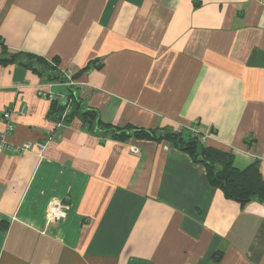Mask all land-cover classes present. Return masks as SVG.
Wrapping results in <instances>:
<instances>
[{"label":"crops","instance_id":"0c3cea01","mask_svg":"<svg viewBox=\"0 0 264 264\" xmlns=\"http://www.w3.org/2000/svg\"><path fill=\"white\" fill-rule=\"evenodd\" d=\"M0 38L66 72L96 63L75 87L104 123L197 131L264 179V0H0ZM50 85L0 64V134L8 111L6 143L30 146L0 152V264H264L263 204L225 198L168 143L53 118L42 94L68 89Z\"/></svg>","mask_w":264,"mask_h":264},{"label":"trees","instance_id":"16d2710c","mask_svg":"<svg viewBox=\"0 0 264 264\" xmlns=\"http://www.w3.org/2000/svg\"><path fill=\"white\" fill-rule=\"evenodd\" d=\"M0 46L3 50L0 55V64L18 63L43 77L47 84L63 85L68 89L65 100H51L53 118L59 120L67 110H70L67 121L77 117L82 120L86 130L94 134L110 133L114 140L119 141L135 138L168 143L173 148L187 153L195 163L202 165L206 169L209 184L219 189L225 198L237 202L242 207L253 201L264 205V179L257 163L244 169L237 168L233 154L209 147L202 141L203 136L195 131H176L169 128L147 129L132 125L117 127L106 124L95 109L84 107V100L78 87L66 86L69 79L66 71L59 68V59L49 61L30 53H10L1 38ZM92 67L99 68L96 63H93L73 73L71 79L76 81ZM220 259L221 253H217L213 261L217 263Z\"/></svg>","mask_w":264,"mask_h":264},{"label":"built area","instance_id":"2783aa9c","mask_svg":"<svg viewBox=\"0 0 264 264\" xmlns=\"http://www.w3.org/2000/svg\"><path fill=\"white\" fill-rule=\"evenodd\" d=\"M67 77L69 79V82L66 84V86H76L77 83L75 80L71 79L73 72L67 71ZM51 86V85H50ZM42 95L46 96L50 100H65L66 97L61 96L59 94H55L53 92L43 93ZM3 118L6 122V132L4 134H0V152H3L5 150H8L12 153H20L22 151H26L30 146L28 144L22 146V147H11L9 146L5 141V136L8 133H12L15 129L14 124L11 122L12 115L10 112H5L3 115ZM197 132V131H195ZM202 141H205V136L202 137ZM41 146V144H39ZM134 154H140V149L133 147L131 150ZM67 215V205L65 204V201L63 200H52L48 205V219L50 222H61L63 219H65Z\"/></svg>","mask_w":264,"mask_h":264},{"label":"rangeland","instance_id":"374dc122","mask_svg":"<svg viewBox=\"0 0 264 264\" xmlns=\"http://www.w3.org/2000/svg\"><path fill=\"white\" fill-rule=\"evenodd\" d=\"M64 220V219H63Z\"/></svg>","mask_w":264,"mask_h":264}]
</instances>
